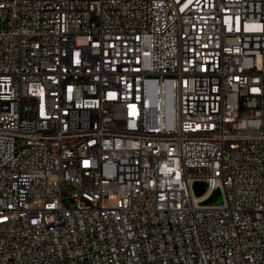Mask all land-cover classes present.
<instances>
[{"label":"built area","instance_id":"2783aa9c","mask_svg":"<svg viewBox=\"0 0 264 264\" xmlns=\"http://www.w3.org/2000/svg\"><path fill=\"white\" fill-rule=\"evenodd\" d=\"M0 22V264H264V0Z\"/></svg>","mask_w":264,"mask_h":264},{"label":"water","instance_id":"95a60500","mask_svg":"<svg viewBox=\"0 0 264 264\" xmlns=\"http://www.w3.org/2000/svg\"><path fill=\"white\" fill-rule=\"evenodd\" d=\"M193 188V192L195 195H199L201 194L204 189H205V185L203 183H194L192 185ZM220 201V195H219V191L218 189H214L211 194L209 195L208 198H206L203 203L205 204H216Z\"/></svg>","mask_w":264,"mask_h":264},{"label":"bare ground","instance_id":"6f19581e","mask_svg":"<svg viewBox=\"0 0 264 264\" xmlns=\"http://www.w3.org/2000/svg\"><path fill=\"white\" fill-rule=\"evenodd\" d=\"M109 115H114V121L124 120V112H116V107H109Z\"/></svg>","mask_w":264,"mask_h":264},{"label":"rangeland","instance_id":"374dc122","mask_svg":"<svg viewBox=\"0 0 264 264\" xmlns=\"http://www.w3.org/2000/svg\"><path fill=\"white\" fill-rule=\"evenodd\" d=\"M5 27L4 23L0 22V29H3ZM64 193H66V189L63 188Z\"/></svg>","mask_w":264,"mask_h":264}]
</instances>
